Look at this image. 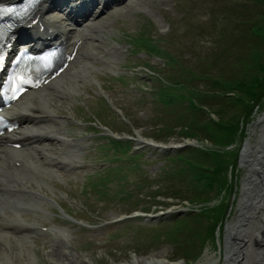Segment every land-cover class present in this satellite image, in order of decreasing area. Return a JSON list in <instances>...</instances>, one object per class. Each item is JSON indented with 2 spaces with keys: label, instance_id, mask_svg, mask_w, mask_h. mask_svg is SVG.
I'll use <instances>...</instances> for the list:
<instances>
[{
  "label": "rangeland",
  "instance_id": "obj_1",
  "mask_svg": "<svg viewBox=\"0 0 264 264\" xmlns=\"http://www.w3.org/2000/svg\"><path fill=\"white\" fill-rule=\"evenodd\" d=\"M255 2L256 0H120L103 10L97 8L100 11L92 19L96 23L93 29L95 38L86 39L83 43L87 54L80 50L72 65L56 81L62 86L56 92L51 108L57 113L59 135L63 136V142L43 143L49 154L55 157L60 151H70L73 165L65 168L39 163L35 173L25 178L35 192L27 197L33 198L32 203L36 208L28 207L18 213H6L11 219L19 217L24 221L34 222L37 228L45 225L66 229L70 236L63 239L60 235L40 229L34 233L21 231L14 233L13 242L3 243V247L15 250L17 242L27 238L31 255L28 264H145V261L155 256L178 264H222V254L217 246V243L221 242L220 224L218 231L214 229L215 247L207 237L202 252L192 262L174 259L175 250L169 243L148 242L142 249H138V252L130 251L129 246L133 245L131 238H136L139 225L157 224L164 216L179 209L186 207L180 213L189 212L190 206L186 200L160 196L157 199L160 203H167V207L164 209L162 205L154 206L152 209L156 207L160 210L148 213L169 212L151 219L135 216L123 220V224L114 222L121 215L139 214L140 211H125L127 199L122 196L120 200L106 198L97 201L92 192H79L84 178L97 170L101 162H104V165L116 164L102 160L100 154L104 152L94 148L103 140L95 141L92 146V134L86 130L89 124L83 121L97 116L110 125L115 134L126 136L130 131L129 136L136 137L134 131H138L147 141L151 138L157 142L176 144L192 139L185 136L186 131L182 129V122H179L178 118H185L186 115L187 118L197 116L198 120H202L201 115L187 112L184 109L187 102L180 99H177L179 102L169 105L161 102L154 93L161 85L155 77L159 73L167 79L187 80V77H192L193 71L200 74L201 68L208 71H204L207 78L219 73L227 77L232 71H240L242 66L239 62L237 65L240 70H236L215 67L217 64L209 58V62L205 59L203 61L202 57L208 49L201 45L210 47L214 38L204 36L200 26L212 25L217 29L229 26L234 28L232 31L236 33L241 27L240 18L245 14L255 15L258 10L263 9L262 5ZM122 34L133 38L151 35L155 44L161 39L160 44L166 50L165 55L163 51L158 54L164 55L162 57L147 54L142 47H135V52H132L128 42L121 37ZM193 37L197 40L203 37V40L197 41L192 50L189 45L195 41ZM251 37H254L253 33ZM262 54L263 51L261 58ZM170 56L174 61L168 59ZM118 75H123L126 82L122 83L114 78ZM167 79L163 81L168 82ZM204 81L206 84L210 82L209 79ZM201 83V79L194 80L192 87H201ZM190 86L186 85L188 89ZM100 96H103L106 102L98 100ZM116 108L121 112L118 113ZM212 117L215 120L218 118L216 115ZM167 125L173 126L170 132L162 131V134L167 132L168 135L155 139L156 131ZM99 127L103 130L102 133H108L104 130L107 126ZM248 127V132L251 133L250 143H253L260 126ZM133 145L139 146L134 140ZM204 145L210 148L206 142ZM134 150L140 153V156L134 158L140 165L137 170L127 171L129 184H132V180L140 179L149 184L152 178L159 174L170 177L173 166L182 164L167 157L174 151L166 154L167 151L161 152L146 145ZM165 168L166 173L162 172ZM239 174L240 177L245 174L244 167H240ZM86 203L89 212L84 213V217L96 224L105 220L106 226L87 225L77 220V217L83 215L79 210L86 207ZM230 220L231 218L226 224ZM125 224L130 226H124ZM120 227L122 228L118 237L112 239L111 234ZM217 227L216 224L215 228ZM0 261L3 262L1 258Z\"/></svg>",
  "mask_w": 264,
  "mask_h": 264
},
{
  "label": "trees",
  "instance_id": "obj_2",
  "mask_svg": "<svg viewBox=\"0 0 264 264\" xmlns=\"http://www.w3.org/2000/svg\"><path fill=\"white\" fill-rule=\"evenodd\" d=\"M252 23L249 29L254 37L246 35H230L223 42V49L219 51L220 56L225 60L226 65L240 70L237 65L242 66L240 71H232L229 77L219 74V76L208 85V91L187 90L183 85H175L158 88V97L165 103L176 100L170 96L189 100L187 108L193 114L201 115L202 120L196 117L181 116L178 121L182 122V129L186 131L185 136L206 139L220 147L234 145L230 149L222 148L217 151H207L199 148L188 147L187 149L169 156L171 159L179 160L182 165L174 169L173 178L168 184L160 186L155 183L156 189L150 188L143 196L156 199V195L165 197L186 199L192 204L202 203L212 198H217L222 194V199L218 204L207 211L189 212L186 215L177 217L171 216L172 221L165 223L162 227L150 228L152 237L158 239L164 236L166 241L171 242L176 251V257L193 261L202 252L206 238L215 247V225L221 224L228 207L229 198L233 192V183L228 179L227 170L229 165L236 167L238 145L245 135V124L252 119L253 107L257 103L259 107L263 104L264 97V15H259L254 20H245V23ZM245 25V24H244ZM245 28V27H244ZM134 46H139L154 53H159L157 44L150 37L139 36L130 38ZM263 51V58H261ZM243 63V65H242ZM225 77V78H222ZM170 89H175L173 93ZM184 89L185 93H180ZM208 103L211 112L218 119L214 120L207 115L200 106ZM199 105V106H198ZM181 124V123H180ZM94 128V127H92ZM173 126L167 125L156 132V138H163V130L171 131ZM96 130V129H94ZM167 138L169 136H166ZM111 147L115 153L125 154L132 149L129 140L122 141L109 138ZM122 155H117L120 158ZM97 188V186H94ZM101 193L103 189L96 190ZM120 194V193H119ZM122 195L128 196L125 192ZM138 195L136 194L135 197ZM129 197V196H128ZM137 206L135 200L132 204ZM139 209L148 210L145 203ZM145 228V227H142Z\"/></svg>",
  "mask_w": 264,
  "mask_h": 264
},
{
  "label": "bare ground",
  "instance_id": "obj_3",
  "mask_svg": "<svg viewBox=\"0 0 264 264\" xmlns=\"http://www.w3.org/2000/svg\"><path fill=\"white\" fill-rule=\"evenodd\" d=\"M46 1H49L51 4L57 0ZM91 1L92 0H90V2ZM77 19L85 21L86 17H78ZM87 26L90 27V24L87 23ZM92 33L91 30L86 28L85 35L91 36ZM59 87L60 85L55 84L52 91H44L46 89L38 88L35 92H25L19 97L17 102L5 111L8 115L15 117L21 124L18 130L13 132L6 141L9 139L12 140L13 136L27 142L36 141L37 143L27 149H12L4 142L0 143V240L11 242L10 236H13V232L23 229V227L20 226V219L11 220L4 212H2L6 203H13L14 207L18 205L19 207L24 208L30 206L34 208L36 207L31 200L24 198L26 194L33 193V190L30 185L24 181L20 168L21 170L27 171L26 173L32 174L36 170L35 162H37V159L38 162L48 161L53 162L55 165H64L66 161H70V155H66L64 152H61L59 154V159L55 160L53 156L50 157L49 154L45 153L43 151L44 147L41 146V142L44 140H55L61 143L60 137L58 136V123L53 112L49 109L53 94L56 92V88ZM26 93L32 95L27 97L22 103L19 102L24 96H26ZM44 105L47 107V110H44ZM30 153H32V157L28 155ZM48 156L49 159L46 158ZM17 158L22 159L20 166L14 165ZM11 165L12 167H10ZM261 214H264V209ZM234 221L235 220H232L227 224L225 237L228 239L230 235L234 240H237V242L240 243L242 241L238 238L235 232L236 228H234ZM260 228H264V225ZM32 231L35 232L36 230L32 229ZM3 246L4 245L0 242V258L3 260L4 264H28V261L31 260L29 245L26 240L19 241L16 248H14L15 250H7V248H4ZM226 254L230 256V259L228 261L226 260L225 264H228L229 262L235 263V260H232V255H230L228 251H226ZM255 257L254 254V257L249 264H264V258L262 256L258 258ZM244 258L245 257L243 256L241 260L243 261ZM3 262L1 263L3 264ZM145 264L178 263H170L165 259L155 256L145 261Z\"/></svg>",
  "mask_w": 264,
  "mask_h": 264
},
{
  "label": "water",
  "instance_id": "obj_4",
  "mask_svg": "<svg viewBox=\"0 0 264 264\" xmlns=\"http://www.w3.org/2000/svg\"><path fill=\"white\" fill-rule=\"evenodd\" d=\"M264 121V117H263ZM160 150H164L166 148H174L175 146H165V145H157ZM246 145L244 143V149ZM248 158L241 157L240 162L246 161L247 164L251 165L249 170V185L246 186L245 190L241 192L243 194V201L240 205V208L244 207L239 213L238 224L241 225L239 227L238 232L239 236L246 237H254L256 235L255 231H259L262 225L259 224V221H262L263 217L260 214H257L258 205L256 204L257 200L263 196L264 190V140L257 146L254 151L251 149L246 153ZM257 207V208H256ZM249 209V210H248ZM248 210L247 215H244V212ZM260 241V248L256 249L252 243V239L248 240L242 246L241 244H237L235 242H230L232 246V251L235 254H238L239 258L245 257L241 264H249L252 261L254 254L255 258L262 256L264 258V231L260 238H257L256 241ZM247 260H249L247 262Z\"/></svg>",
  "mask_w": 264,
  "mask_h": 264
}]
</instances>
